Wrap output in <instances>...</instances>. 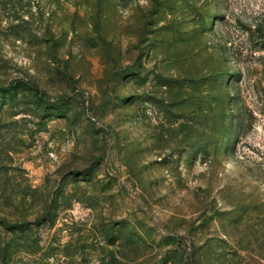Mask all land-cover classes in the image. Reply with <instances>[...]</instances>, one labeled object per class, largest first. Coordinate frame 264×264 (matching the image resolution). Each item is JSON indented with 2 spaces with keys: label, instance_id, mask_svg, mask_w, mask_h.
<instances>
[{
  "label": "rangeland",
  "instance_id": "rangeland-1",
  "mask_svg": "<svg viewBox=\"0 0 264 264\" xmlns=\"http://www.w3.org/2000/svg\"><path fill=\"white\" fill-rule=\"evenodd\" d=\"M0 264H264V0H0Z\"/></svg>",
  "mask_w": 264,
  "mask_h": 264
},
{
  "label": "trees",
  "instance_id": "trees-1",
  "mask_svg": "<svg viewBox=\"0 0 264 264\" xmlns=\"http://www.w3.org/2000/svg\"><path fill=\"white\" fill-rule=\"evenodd\" d=\"M24 88L33 91L37 97L41 100H45L47 97L46 93L34 82L24 78L12 79L6 85H0V92L15 91L16 89ZM46 101V100H45ZM0 223L8 230L23 229V225H13L5 219H0Z\"/></svg>",
  "mask_w": 264,
  "mask_h": 264
}]
</instances>
